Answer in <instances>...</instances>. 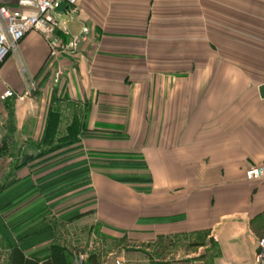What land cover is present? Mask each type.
Here are the masks:
<instances>
[{"label": "crops", "instance_id": "1", "mask_svg": "<svg viewBox=\"0 0 264 264\" xmlns=\"http://www.w3.org/2000/svg\"><path fill=\"white\" fill-rule=\"evenodd\" d=\"M19 1L0 4L18 8ZM55 18L62 41L83 27L88 36L58 59L64 74L54 87L46 39L35 30L23 36L0 65V95L13 93L0 99V145L36 144L42 100L53 106L77 96L85 114L78 118L92 127L121 123L125 139L116 149L140 154L152 183L137 192L91 173L95 197L74 220L92 213L113 231L206 230L225 261L246 252L254 264L264 235V181L244 173L264 160V0H78ZM25 80L35 90L18 99ZM67 128L62 123L58 134L68 137ZM87 141L111 143H73ZM7 165L0 158V187L29 174L27 167L4 172Z\"/></svg>", "mask_w": 264, "mask_h": 264}, {"label": "rangeland", "instance_id": "2", "mask_svg": "<svg viewBox=\"0 0 264 264\" xmlns=\"http://www.w3.org/2000/svg\"><path fill=\"white\" fill-rule=\"evenodd\" d=\"M62 80L63 75L59 82H52L51 80L49 82L54 87V85H61ZM62 110L68 113L67 116L63 117L64 119L61 117ZM44 113L45 116L43 117ZM81 113L85 115L77 96L70 97L66 104L57 102L53 106L47 105L46 99H43L39 109L41 133H39L37 143L23 140L19 146L9 151V153H16L17 155L16 158L10 154L5 157L9 161V165L4 172L13 173L15 169L19 168L25 170V165L17 167L24 155L35 157L53 148L60 149L61 146H72L75 144L73 141L78 138L96 137L99 140L111 141L105 146L87 141L83 144L85 147L82 146V151L85 154H98L96 157H102L98 160L100 164L105 163L102 160L111 154L134 153L115 147L116 141L125 139L121 123L115 124L112 128L109 125L101 126V128L94 125L92 127V124L88 123L87 117L81 116L85 120L78 118ZM62 123L69 128H67L68 137L59 135L60 132L57 129H61ZM79 127L81 128L80 131ZM92 173L101 174L103 177H108L107 174L110 173L140 174L136 171L114 172L105 168L93 169ZM95 193L92 185L90 190L72 195L59 207L78 202H81L82 208L89 207ZM94 216L95 214L89 213L77 220L57 221L55 226L56 238L50 242L55 248L51 252L53 264H115L117 260L121 264H227V262L250 264L246 252L244 255H233L236 258L235 261H225L219 243L215 240V235L209 236L208 231H206L207 233L199 231L183 234H159L153 230L148 231L145 228H140V226L113 231L107 230L103 225L104 222L97 220ZM24 255L22 253L21 257H18L17 254L10 257L8 252L0 251V264H23ZM80 256H82L81 259Z\"/></svg>", "mask_w": 264, "mask_h": 264}, {"label": "trees", "instance_id": "3", "mask_svg": "<svg viewBox=\"0 0 264 264\" xmlns=\"http://www.w3.org/2000/svg\"><path fill=\"white\" fill-rule=\"evenodd\" d=\"M7 146L4 141L0 145V158L8 154L17 155L9 153L14 148ZM58 149L53 148L35 157L22 156L17 167L25 165L29 174L21 178L12 177L0 187V251L8 252L10 257L25 254L23 264H53L51 252L55 248L50 242L56 238L57 221H71L82 216L80 210L83 207L81 202L59 206L72 195L91 189L93 169L140 172L135 175L110 173L107 176L137 192L151 190V176L138 153L111 154L101 159L105 163L100 164L98 160L102 157L85 154L82 146ZM179 218L139 219L138 223ZM200 231L207 233L206 230Z\"/></svg>", "mask_w": 264, "mask_h": 264}, {"label": "built area", "instance_id": "4", "mask_svg": "<svg viewBox=\"0 0 264 264\" xmlns=\"http://www.w3.org/2000/svg\"><path fill=\"white\" fill-rule=\"evenodd\" d=\"M78 0H20L18 8H10L0 4V65L10 54L18 50V43L30 30L39 32L47 42L48 62L51 66V81L59 82L64 69L57 61L62 56L72 55L81 41H85L89 30L83 27L81 32L64 42L55 34L57 21L56 8L59 3L65 2L67 7L73 6ZM26 88L18 99L31 95L35 86L25 80ZM13 96L12 91L5 90L0 99L5 100ZM247 181H264V160L250 165L244 173ZM82 256H80V259ZM115 264H121L119 260ZM254 264H264V235L257 238Z\"/></svg>", "mask_w": 264, "mask_h": 264}, {"label": "water", "instance_id": "5", "mask_svg": "<svg viewBox=\"0 0 264 264\" xmlns=\"http://www.w3.org/2000/svg\"><path fill=\"white\" fill-rule=\"evenodd\" d=\"M67 7L65 2L59 3L58 7L56 8L57 12H63V10Z\"/></svg>", "mask_w": 264, "mask_h": 264}]
</instances>
